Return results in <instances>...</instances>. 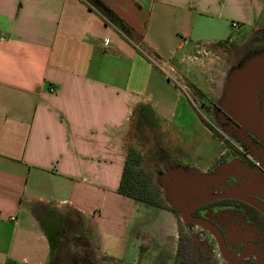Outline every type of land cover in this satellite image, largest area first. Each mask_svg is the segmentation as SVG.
I'll list each match as a JSON object with an SVG mask.
<instances>
[{
	"label": "crops",
	"instance_id": "crops-1",
	"mask_svg": "<svg viewBox=\"0 0 264 264\" xmlns=\"http://www.w3.org/2000/svg\"><path fill=\"white\" fill-rule=\"evenodd\" d=\"M101 1L138 43L87 0H0V264H48L51 215L72 233L89 223L102 255L138 256L129 221L144 205L119 194L125 168L157 122L162 144L183 117L180 90L141 46L182 83L174 61H199L204 44L233 43L234 24L264 19V0Z\"/></svg>",
	"mask_w": 264,
	"mask_h": 264
},
{
	"label": "flooded vegetation",
	"instance_id": "flooded-vegetation-1",
	"mask_svg": "<svg viewBox=\"0 0 264 264\" xmlns=\"http://www.w3.org/2000/svg\"><path fill=\"white\" fill-rule=\"evenodd\" d=\"M251 48L244 47L231 55L225 71L228 75L245 61L253 60L256 51ZM202 102L210 120L229 143L223 142V152L207 167L188 161L184 168L181 166L185 179H193L201 186L197 197L188 194L186 205L179 208L172 203H142L157 208L158 216L172 224L166 230L169 226L173 230L157 238L150 237L149 227L147 233L140 234L135 264H143L144 255L154 245H166L172 252L174 249V264H264V87L258 91L248 128L239 121L242 116L235 108L229 114L212 100ZM152 163L164 167L158 173L181 169L180 158L172 154H162ZM190 202L199 204L190 208ZM91 235L80 227L65 242L58 241L52 264H71L73 250L85 258L93 256Z\"/></svg>",
	"mask_w": 264,
	"mask_h": 264
},
{
	"label": "rangeland",
	"instance_id": "rangeland-1",
	"mask_svg": "<svg viewBox=\"0 0 264 264\" xmlns=\"http://www.w3.org/2000/svg\"><path fill=\"white\" fill-rule=\"evenodd\" d=\"M236 24L237 31L234 29L229 30V37H233V43L226 45V42L223 44L224 48L222 50H216L217 48L214 46L211 47L204 44L206 46H204L206 51L212 53L211 55L201 56V60L199 61L185 59L184 62L180 64H178L179 61H174L173 65L177 70L176 73L182 77L181 81L185 89L182 83L178 81L176 74H173L169 68L163 67V64L155 60L146 47L141 46V49L155 61L156 67L168 75L169 81L180 90L183 96V104L179 111L183 117L173 126L166 128L171 129L173 131L172 134L178 137L174 136V138H172L173 140H170V142L163 140L161 144V139H166L167 136H165L166 134L164 132L165 127L160 122H157V125L151 128L158 132L155 134L156 138L152 143H149L150 145L142 144L141 149L144 155H142V159L138 165L139 168H137V171L141 175V179L146 180L151 189L159 190L160 195L156 199V202L166 204L164 206H170L167 199V192L159 183L161 179L158 172L160 168L164 167L162 165L159 167L156 163L154 165L152 161L158 160L162 154H172L180 158V168L181 166L184 168L183 166H185L186 161H188L189 164H196L201 168L207 167L211 161L219 157L225 148L223 145L225 137L218 126L214 125L210 120L202 101L212 100L219 108L232 114L233 107L228 103V101L231 102L230 97L226 95L225 92L227 91H224L222 87H220L223 77L226 76L225 71L226 67H229L231 55H236L237 52L240 53L243 48L247 46H252L251 49L256 51L257 54H254L258 60H261V55H264V53L261 54V52H264V19L262 23L260 22L254 27L245 24ZM127 38L138 43L133 33L129 34ZM180 58L181 55H179L178 60ZM210 60H214L213 65L209 63ZM226 86H228V84ZM203 96H205V99ZM144 139H149V137H143V140ZM168 139L170 138L168 137ZM177 139L180 141L179 143L175 142ZM165 141L166 143H164ZM225 143L228 145L229 142L225 141ZM158 211L157 208L153 209L145 205L141 208H136L133 211L132 219L129 221V234L140 235L143 232L147 233L146 230L147 227H149V229H151V231H149L150 237L156 236L157 238L161 233L166 234L168 233L167 231H172L173 228L170 226L166 230L167 226L171 223L167 222L162 216H158ZM47 219L48 221L45 224V235L52 245L48 264H52L55 247L58 241L65 242L64 239H67L69 234L72 233V224L69 225V223L63 221L59 222L57 215H51ZM142 219L144 221H142ZM111 224L109 225L112 226ZM107 225L108 224H105V228H107ZM85 228L90 234L92 233L90 241L95 247L93 256L85 258L79 251L71 250L74 254L72 261L82 262V264H135L137 247L134 250L127 249L125 253L121 255H118L115 250L113 255L104 256L100 253V240L95 230L90 227L89 223H86ZM120 229L122 230L123 227H120ZM58 237L60 239H58ZM106 251L107 249L105 252ZM173 252L169 248H166L164 252L159 254L150 252L144 259L149 264H174Z\"/></svg>",
	"mask_w": 264,
	"mask_h": 264
},
{
	"label": "water",
	"instance_id": "water-1",
	"mask_svg": "<svg viewBox=\"0 0 264 264\" xmlns=\"http://www.w3.org/2000/svg\"><path fill=\"white\" fill-rule=\"evenodd\" d=\"M264 52H261L263 54ZM257 54V53H255ZM254 54L252 61H245L236 68L235 73L223 77L220 87L226 95L230 97L229 105L238 110L242 119L239 120L247 128L252 123L251 112L257 105V94L261 87H264V55H261V60H258ZM228 84V86H226ZM183 169L176 171L163 170L159 173L160 185L167 192L168 203L175 204L177 207L186 205L185 199L188 194L200 192L201 186L195 180L185 179ZM234 196L239 197L238 194ZM197 197V196H196ZM199 202H190V208L196 207ZM71 264H82V262L72 261Z\"/></svg>",
	"mask_w": 264,
	"mask_h": 264
},
{
	"label": "trees",
	"instance_id": "trees-1",
	"mask_svg": "<svg viewBox=\"0 0 264 264\" xmlns=\"http://www.w3.org/2000/svg\"><path fill=\"white\" fill-rule=\"evenodd\" d=\"M96 10H98L105 19L112 25H114L124 36H128L134 33L133 29L115 12H113L106 4L101 0H87ZM129 158L125 173L122 178V183L119 189V194L138 201L140 203L157 206L156 199L160 195L158 189H151L149 183L146 180L141 179L140 173L137 171V167L140 163L137 160ZM138 161H141L139 159ZM133 165L130 166V163ZM54 253V252H53Z\"/></svg>",
	"mask_w": 264,
	"mask_h": 264
},
{
	"label": "built area",
	"instance_id": "built-area-1",
	"mask_svg": "<svg viewBox=\"0 0 264 264\" xmlns=\"http://www.w3.org/2000/svg\"><path fill=\"white\" fill-rule=\"evenodd\" d=\"M234 28H237V24H234ZM50 91L55 92V89L52 86H50Z\"/></svg>",
	"mask_w": 264,
	"mask_h": 264
}]
</instances>
